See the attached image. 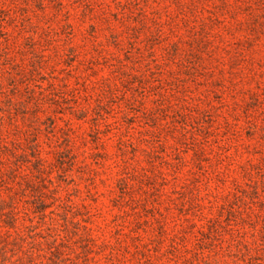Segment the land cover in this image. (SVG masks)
Listing matches in <instances>:
<instances>
[{
    "label": "rangeland",
    "instance_id": "1",
    "mask_svg": "<svg viewBox=\"0 0 264 264\" xmlns=\"http://www.w3.org/2000/svg\"><path fill=\"white\" fill-rule=\"evenodd\" d=\"M0 264H264V0H0Z\"/></svg>",
    "mask_w": 264,
    "mask_h": 264
}]
</instances>
